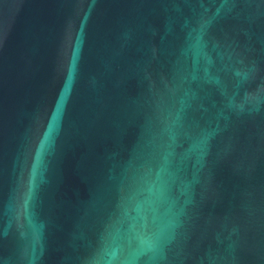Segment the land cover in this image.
<instances>
[{
	"label": "water",
	"instance_id": "1",
	"mask_svg": "<svg viewBox=\"0 0 264 264\" xmlns=\"http://www.w3.org/2000/svg\"><path fill=\"white\" fill-rule=\"evenodd\" d=\"M0 264H264V0H0Z\"/></svg>",
	"mask_w": 264,
	"mask_h": 264
}]
</instances>
